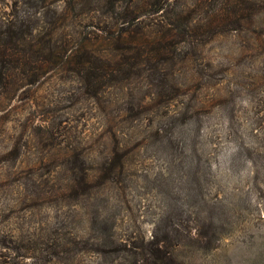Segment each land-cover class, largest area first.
<instances>
[{"label":"rangeland","instance_id":"374dc122","mask_svg":"<svg viewBox=\"0 0 264 264\" xmlns=\"http://www.w3.org/2000/svg\"><path fill=\"white\" fill-rule=\"evenodd\" d=\"M246 1L0 0V264H264Z\"/></svg>","mask_w":264,"mask_h":264},{"label":"trees","instance_id":"16d2710c","mask_svg":"<svg viewBox=\"0 0 264 264\" xmlns=\"http://www.w3.org/2000/svg\"><path fill=\"white\" fill-rule=\"evenodd\" d=\"M242 1H245L249 4V2H247L246 0ZM152 5L155 7L152 11H158L161 8L159 0H152ZM221 13L222 11L220 9L215 10L211 15L212 20L210 19L209 21L204 23V25L209 26L211 28L220 26V24L212 23L220 21L218 19L222 17ZM3 21L0 20V27H2V31H0V77L2 78L6 77L7 72L4 63L6 64L12 62L10 60V54H8L9 50L15 49L17 47V43L25 41L27 37L31 35L32 32L22 31L20 26L17 31H14L10 25L4 24ZM17 36H19V39H17ZM153 264H156V262L153 261Z\"/></svg>","mask_w":264,"mask_h":264}]
</instances>
